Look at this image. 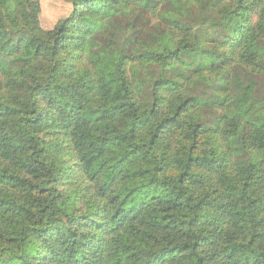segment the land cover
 Segmentation results:
<instances>
[{
    "label": "trees",
    "instance_id": "1",
    "mask_svg": "<svg viewBox=\"0 0 264 264\" xmlns=\"http://www.w3.org/2000/svg\"><path fill=\"white\" fill-rule=\"evenodd\" d=\"M61 1L0 0V264H264V0Z\"/></svg>",
    "mask_w": 264,
    "mask_h": 264
},
{
    "label": "rangeland",
    "instance_id": "2",
    "mask_svg": "<svg viewBox=\"0 0 264 264\" xmlns=\"http://www.w3.org/2000/svg\"><path fill=\"white\" fill-rule=\"evenodd\" d=\"M42 9V21L45 22H55L56 19L68 12V8L65 3L61 0H41ZM24 42L29 49L33 51H38L42 56L49 62L53 63V56L51 46L48 44H43L37 42L30 34L26 32H21L17 30L5 29L1 32L0 36V55L13 50L19 42ZM61 83L57 76H53L51 79L50 88L54 91L59 89Z\"/></svg>",
    "mask_w": 264,
    "mask_h": 264
}]
</instances>
